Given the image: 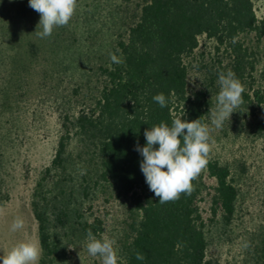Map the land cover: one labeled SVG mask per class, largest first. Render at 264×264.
<instances>
[{
	"label": "trees",
	"instance_id": "1",
	"mask_svg": "<svg viewBox=\"0 0 264 264\" xmlns=\"http://www.w3.org/2000/svg\"><path fill=\"white\" fill-rule=\"evenodd\" d=\"M13 2V10H8L9 4L0 5V205L9 199L3 148L9 144L10 128L1 129L11 118L5 119L4 111L20 109L18 102L26 94L24 73L33 58H72L80 46V31L91 23L80 4L67 26L41 39L35 32L40 14L29 0ZM124 33L114 42L123 63L110 60L101 68L103 81L91 108L63 115L54 155L32 190L31 209L42 249L38 264H63L71 247L87 240L89 230L97 238L105 236L104 219L83 212L96 192L126 204L127 228L116 243L119 264H217L208 255L212 230L232 222L238 195L229 167L208 160L192 181L190 195L162 204L146 183L136 145L146 144V129L161 121L171 125L183 112L182 119L207 123V92L187 88L188 59L199 36L229 48L235 75L250 76L253 65L246 60L240 36L261 37L264 12L258 17L252 0H138V13ZM158 93L167 98L166 107L153 100ZM243 99L261 135L264 91L254 88L244 92ZM137 253L145 258L138 260ZM248 264H264V233L255 240Z\"/></svg>",
	"mask_w": 264,
	"mask_h": 264
},
{
	"label": "rangeland",
	"instance_id": "2",
	"mask_svg": "<svg viewBox=\"0 0 264 264\" xmlns=\"http://www.w3.org/2000/svg\"><path fill=\"white\" fill-rule=\"evenodd\" d=\"M13 1L0 0V5L9 4L8 10H13L15 4H10ZM252 1L260 17L264 0ZM80 4L83 14L88 12L85 20L91 23L80 31L76 53L72 58H54L49 62H43L40 56L33 58L24 73L26 94L18 102L20 109L14 106L13 112L9 107L4 111L5 119L11 118L1 129L10 128L9 144L3 148L4 185L9 199L0 205V257L18 242L28 239L38 242L31 194L40 172L54 155L62 117L93 106L103 81L101 68L111 60L110 54L115 53L118 33L124 35L138 13V0H82L77 3ZM240 40L253 69L250 76L245 72L236 77L243 84L244 92L254 88L264 91V34L258 38L249 33L240 36ZM233 64L234 54L229 48L217 45L204 35L199 36L198 46L188 59L187 88L207 92L209 125L210 109L215 107L220 91L218 73L234 72ZM255 117L243 99L230 120L225 121L221 129L213 128L211 132L208 160H218L229 167L238 192L232 222L227 226L218 224L212 230L208 255L217 264H248L255 240L264 233V132L261 135L256 132ZM206 183L210 181L206 179ZM202 206L208 208L206 202ZM83 212L88 218L102 217L104 235L116 242L127 228L125 202L107 194L96 192L94 199L85 203ZM16 216L23 217L25 227L12 232L11 224ZM87 243L88 240H84L81 245L71 247L68 260L63 264H102L99 256L89 255Z\"/></svg>",
	"mask_w": 264,
	"mask_h": 264
},
{
	"label": "clouds",
	"instance_id": "3",
	"mask_svg": "<svg viewBox=\"0 0 264 264\" xmlns=\"http://www.w3.org/2000/svg\"><path fill=\"white\" fill-rule=\"evenodd\" d=\"M29 6L40 14L35 32L39 38L45 39L52 35L55 28L69 24L76 11L77 0H29ZM236 42L234 37L232 43ZM110 59L114 64L123 63L115 53L110 54ZM217 84L220 91L216 96L215 107L210 109L211 126L200 118L191 121L182 119L185 115L183 112L172 119L171 125L161 121L146 129V144L143 147L138 143L136 145V150L143 157L140 168L146 183L162 204L179 199L181 194H191L192 181L208 163L213 128L221 129L243 103L245 89L232 70L219 72ZM153 100L161 107L168 104L163 93L153 96ZM156 145L158 147H154ZM24 227L23 217L16 216L11 231L16 232ZM87 240L89 255L99 256L102 264H119V250L114 239L107 236L97 238L89 230ZM41 255L39 243L28 239L16 243L3 253L0 264H38ZM136 258L143 260L145 257L137 253Z\"/></svg>",
	"mask_w": 264,
	"mask_h": 264
}]
</instances>
